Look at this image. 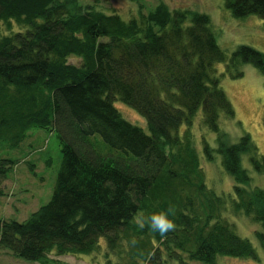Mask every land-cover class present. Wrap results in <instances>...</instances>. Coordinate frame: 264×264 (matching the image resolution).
<instances>
[{
	"label": "trees",
	"instance_id": "obj_1",
	"mask_svg": "<svg viewBox=\"0 0 264 264\" xmlns=\"http://www.w3.org/2000/svg\"><path fill=\"white\" fill-rule=\"evenodd\" d=\"M224 6L232 17L264 21V0ZM13 23L24 30L0 36V142L17 147L31 128L53 131L61 162L45 205L23 222L0 220V250L58 264L52 255L96 253L103 239L115 264L256 259L226 221L229 208L259 225L253 235L264 254V190L241 163L246 155L264 175V156L247 134L221 140L220 114L232 119L233 110L215 74L226 56L208 15L158 3L145 13L139 5L125 20L77 0H0V27ZM70 57L79 64H68ZM230 63L264 75V53L249 46L237 47ZM116 101L140 115L147 132L124 119ZM199 111L217 134L233 197L206 185L191 132ZM202 150L212 157L206 142ZM13 166L0 158V185ZM159 214L175 230L162 235L145 222Z\"/></svg>",
	"mask_w": 264,
	"mask_h": 264
},
{
	"label": "rangeland",
	"instance_id": "obj_2",
	"mask_svg": "<svg viewBox=\"0 0 264 264\" xmlns=\"http://www.w3.org/2000/svg\"><path fill=\"white\" fill-rule=\"evenodd\" d=\"M61 1V0H59ZM81 6L93 5L106 13H116L127 20L134 16L140 5L143 13L151 11L158 3H164L170 10H191L208 15L212 31L219 48L226 59L214 65L219 87L228 99L232 110V119L219 117V133L226 144L235 143L247 134L258 154L264 156V75L251 64H231L230 56L242 45L264 53V21L255 15L243 18L232 17L224 6V0H77ZM24 28L12 24L11 29L0 27V36L23 31ZM104 40V38H103ZM68 64L78 65L80 60L70 57ZM240 72V77L234 75ZM124 119L147 132L144 119L130 107L114 102ZM183 129V126H182ZM191 132L197 150L200 166L204 172L206 185L226 199L232 193V179L223 170L217 148V134L209 131L201 123L199 111L192 121ZM202 142L213 150L210 159L203 155ZM106 148L100 143V148ZM0 158L10 159L14 166L0 185V220L25 221L33 212L45 205L52 194L56 175L60 167L61 153L55 132L41 128H31L25 139L11 147L7 142H0ZM242 167L252 178L251 185L264 190V175L253 171L247 156L241 157ZM227 222L234 231L251 243L256 259H239L218 256L214 264H264V254L253 232L260 229L250 218L234 214L227 208ZM100 249L88 255L51 256L58 264H115L114 256L106 255L105 242L99 240ZM107 257L110 261L107 263ZM0 264H36L13 256L9 251L0 250ZM200 264V263H195Z\"/></svg>",
	"mask_w": 264,
	"mask_h": 264
},
{
	"label": "clouds",
	"instance_id": "obj_3",
	"mask_svg": "<svg viewBox=\"0 0 264 264\" xmlns=\"http://www.w3.org/2000/svg\"><path fill=\"white\" fill-rule=\"evenodd\" d=\"M145 222L162 235L166 234L169 231H173L176 228V225L164 214L153 215Z\"/></svg>",
	"mask_w": 264,
	"mask_h": 264
}]
</instances>
